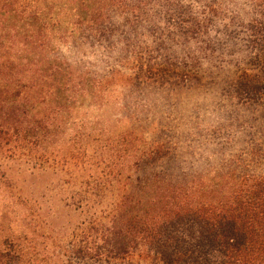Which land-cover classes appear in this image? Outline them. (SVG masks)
<instances>
[{
  "label": "rangeland",
  "instance_id": "374dc122",
  "mask_svg": "<svg viewBox=\"0 0 264 264\" xmlns=\"http://www.w3.org/2000/svg\"><path fill=\"white\" fill-rule=\"evenodd\" d=\"M182 3L186 15L177 13L175 21H200L199 35L157 14L156 28L146 24L137 36L116 17L114 36L102 46L57 42L59 58L106 76L107 84L96 96L64 101L52 142L15 133L0 140V252H18L21 264L33 253L64 264L63 255L109 224L129 177L164 169L172 158L183 170L206 172L241 157L242 168L264 173V97L242 101L238 94L242 82L264 84V42L254 44L250 30L257 9L249 0ZM59 19L72 29L70 9ZM126 38L136 40L135 52L150 69L121 64ZM24 96L29 102V92ZM153 147L159 157L153 153L139 171L136 164Z\"/></svg>",
  "mask_w": 264,
  "mask_h": 264
},
{
  "label": "trees",
  "instance_id": "16d2710c",
  "mask_svg": "<svg viewBox=\"0 0 264 264\" xmlns=\"http://www.w3.org/2000/svg\"><path fill=\"white\" fill-rule=\"evenodd\" d=\"M179 1L0 0V140L15 133L36 144L52 142L61 129L64 101L76 102L87 92L96 96L106 87V76L92 77L88 69L59 58L57 42L79 50L102 46L114 36L116 17H125L137 36L146 24L156 28L157 14L184 34L199 35L200 21L187 16L175 21L186 15ZM249 1L259 17L250 29L258 44L264 42V0ZM68 9L74 20L72 29L64 30L59 17ZM126 39L121 64L150 69L135 52L136 40ZM28 73L29 78L16 77ZM238 94L241 100L260 99L264 84L242 82ZM153 153L156 147L144 153L139 171ZM169 161L164 169L129 177L109 224H99L85 243L63 255L64 264H264V173L242 168L241 157L229 159L223 171L206 172H188L176 159ZM31 257L29 264H58ZM0 264H21L18 252H0Z\"/></svg>",
  "mask_w": 264,
  "mask_h": 264
}]
</instances>
